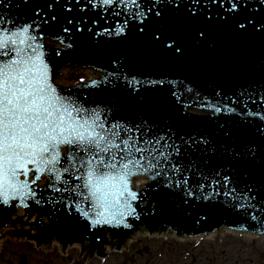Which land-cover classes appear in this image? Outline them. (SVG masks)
<instances>
[{
    "label": "snow or ice",
    "instance_id": "snow-or-ice-1",
    "mask_svg": "<svg viewBox=\"0 0 264 264\" xmlns=\"http://www.w3.org/2000/svg\"><path fill=\"white\" fill-rule=\"evenodd\" d=\"M214 5H226L225 14L213 16ZM77 7L99 19L68 18ZM31 11L34 15L21 23L0 14V206L19 201L27 207L30 200L39 205L45 192L54 193L48 202L74 212L85 229L107 231L130 228V221L140 220L161 200L223 197L214 206L264 220V58L253 82L258 87L231 95L215 90L214 99L201 100L196 93L193 103L184 100L191 87L180 92L171 80L121 74L117 69L122 66L113 59V71L90 82L80 80L81 89L98 90L89 99L56 84L51 65L62 51L57 47L49 56L44 43L45 26L52 29L64 14L71 25L64 33L83 32L90 24L93 38L119 42L135 32L177 57L185 53L180 39H161V26L170 15L190 30L197 45L208 41L209 25L229 24L226 17L232 32L251 33L264 45V0H45ZM59 44L73 47L64 40ZM165 85L173 86L169 92L181 105L176 109L180 119L210 115L218 125L216 134L184 132L171 117L146 111L142 90ZM237 118L243 121L238 129L220 123ZM139 177L144 179L137 186L133 180ZM41 178L43 185L38 184ZM149 191L152 197L145 195Z\"/></svg>",
    "mask_w": 264,
    "mask_h": 264
},
{
    "label": "water",
    "instance_id": "water-1",
    "mask_svg": "<svg viewBox=\"0 0 264 264\" xmlns=\"http://www.w3.org/2000/svg\"><path fill=\"white\" fill-rule=\"evenodd\" d=\"M44 2L45 0H29L25 6L23 0H0V5L3 3L9 5L6 9L0 6V14L7 13L17 23H21L34 15L31 10L36 5H43ZM64 2L65 0H61L62 4ZM226 7L225 5V8L222 9L214 5L211 13L213 16L216 13L224 15ZM205 15H207V11H205ZM73 17L84 20L99 19L90 9L85 13L80 12L78 7L68 18ZM226 19L230 24V17H226ZM229 24L209 25L208 41L197 45L193 41L190 30L180 22L179 18L168 16L161 26V39L167 42L169 36H177L185 49L184 55L179 57L164 51L161 44H154L148 36L139 37L135 32L130 33L127 39L119 42L99 37L93 38L88 32L89 27H94L90 24L84 27L83 32L64 33L65 26L71 27L66 24L64 14L60 15L59 24L52 29L49 30L45 26L44 43L45 51L49 56L57 47H60L62 51L61 57H54L55 64L51 65L54 69V79L57 77L56 80L69 72L71 67L94 68L100 71V76L102 72L114 70L115 66L112 61L115 59L117 65L122 66L117 69L121 71V74L136 75L141 79L147 77L171 80L176 82L175 87L180 92L191 87L193 92H184V100L193 103L198 99L196 93L200 94L199 99L201 100L204 97L214 99L215 90H221L223 93L231 95L244 87L259 86L253 82L258 79L259 69L257 66L264 58V45L251 33L244 36L235 34L231 31ZM101 26H103L102 23L95 28L98 29ZM60 40L72 43V49H64L59 44ZM52 41L53 43H51ZM209 43L213 47H209ZM65 51L70 54L65 56L63 54ZM84 70L95 73L93 70ZM80 79L71 80L69 84L76 83ZM88 81L90 82V80ZM56 84L64 89L80 90L82 95H87L89 99L95 98L94 94L98 91L90 88L81 89L80 83L68 86ZM171 87L173 86L165 85L161 90L148 92L142 90L144 96L142 107L161 118L171 117L174 126L181 131L192 134L211 132L215 135L218 125L213 122L214 118L210 115L199 113L195 119H180V114L176 112V109L181 108V105L176 104L171 98L169 92ZM188 111L189 113L194 112L190 109ZM220 123H224L225 127L238 129L243 121L241 118L220 119ZM227 142L232 143V141ZM43 184L44 179L43 183L39 185ZM41 191H43L42 188ZM55 195L45 192L39 205L30 200L26 201L27 207L21 206L19 201L12 205L0 206V226H6V231L10 228L9 232H6L7 235L20 237L23 234L22 230L30 228L20 222H15L22 221L21 217L15 215L18 207H22L28 218L35 214L36 219L31 223V226L35 230L32 236L35 237L37 243L50 242L54 239L61 244L62 248L73 243L81 245L87 243L90 253L97 252L99 254L103 252L106 244L121 246L136 230L148 233H161V231L167 230L177 236L206 234L222 227L264 232V220L245 219L231 210H225L224 207L214 206L218 201L223 202V197H217L213 201H189L188 203L169 198L161 200L154 210L149 209L147 212H142L140 220L130 221L132 225L130 228L107 231L88 230L84 228L83 221L75 218L74 212H70L59 202L55 205L48 202L49 198ZM145 195L152 197V192L149 191ZM153 203H156V200H153ZM81 206L83 207V204ZM257 215L259 216L261 213H257ZM9 221L15 223L10 225ZM45 249L51 251L50 247ZM79 250V246L70 247L67 254L61 256L62 264H82V257L79 255L82 252ZM77 258H80V261Z\"/></svg>",
    "mask_w": 264,
    "mask_h": 264
},
{
    "label": "rangeland",
    "instance_id": "rangeland-1",
    "mask_svg": "<svg viewBox=\"0 0 264 264\" xmlns=\"http://www.w3.org/2000/svg\"><path fill=\"white\" fill-rule=\"evenodd\" d=\"M70 69L56 81L69 84L71 80L80 79L82 76H95V73L79 67ZM41 183L43 179L39 181ZM20 214L24 216L23 211ZM4 237L0 248V264H21V253L25 256V264H62L56 243L51 244L53 247L49 252L42 246L34 247L30 242L22 241V237L7 234ZM143 244L148 246L150 256L140 257L138 261L129 264H264V239L255 236L246 238L226 233L202 240H179L159 235L142 236L137 237V241L130 246L129 253H126L136 254L135 249ZM82 264H85L83 258Z\"/></svg>",
    "mask_w": 264,
    "mask_h": 264
},
{
    "label": "flooded vegetation",
    "instance_id": "flooded-vegetation-1",
    "mask_svg": "<svg viewBox=\"0 0 264 264\" xmlns=\"http://www.w3.org/2000/svg\"><path fill=\"white\" fill-rule=\"evenodd\" d=\"M133 248V247H132ZM142 250L148 251V247H138L135 249L136 254H122L108 252L105 256L99 257L96 254H89V262L91 264H129L139 260L140 257H147V254H142Z\"/></svg>",
    "mask_w": 264,
    "mask_h": 264
},
{
    "label": "bare ground",
    "instance_id": "bare-ground-1",
    "mask_svg": "<svg viewBox=\"0 0 264 264\" xmlns=\"http://www.w3.org/2000/svg\"><path fill=\"white\" fill-rule=\"evenodd\" d=\"M143 179H138L137 181H142ZM22 212V209H19L16 213H15V215L16 216H19V214ZM28 221V220H27ZM3 228H6V226H0V231H4L3 230ZM221 232H226V231H228V229H221L220 230ZM232 231V230H231ZM136 232H141V230H136ZM145 233H144V235L146 236V235H148L149 233H147V231H144ZM228 232H230V231H228ZM161 233H165V234H167V230H165V231H161ZM213 233L214 232H211V233H209L208 234V237H211V236H213ZM143 235V234H142ZM143 235V236H144ZM163 234H161V235H159V236H162ZM244 235H246V236H249V237H251V236H255V237H261V238H264V234H261V235H257V234H255V233H251V232H246V233H244ZM151 236H154V235H151ZM172 236H174L173 234H172ZM150 237V236H149ZM196 238H198V236L196 237ZM183 240L184 239H186V238H182ZM1 240H0V245H1ZM1 247V246H0ZM88 249V248H87Z\"/></svg>",
    "mask_w": 264,
    "mask_h": 264
}]
</instances>
